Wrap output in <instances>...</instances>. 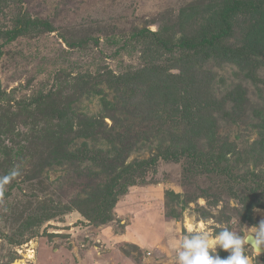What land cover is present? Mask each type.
Here are the masks:
<instances>
[{
	"label": "rangeland",
	"instance_id": "obj_1",
	"mask_svg": "<svg viewBox=\"0 0 264 264\" xmlns=\"http://www.w3.org/2000/svg\"><path fill=\"white\" fill-rule=\"evenodd\" d=\"M224 1L0 0V264H179L264 219L230 193L264 186V2L191 65L176 43Z\"/></svg>",
	"mask_w": 264,
	"mask_h": 264
},
{
	"label": "clouds",
	"instance_id": "obj_2",
	"mask_svg": "<svg viewBox=\"0 0 264 264\" xmlns=\"http://www.w3.org/2000/svg\"><path fill=\"white\" fill-rule=\"evenodd\" d=\"M16 172L0 177V194L4 186L15 176ZM176 259L179 264H253L248 249L260 256L264 254V219L253 227L240 226L238 231L222 228L214 234L199 231L182 239ZM217 248L227 251L229 255L221 258Z\"/></svg>",
	"mask_w": 264,
	"mask_h": 264
},
{
	"label": "trees",
	"instance_id": "obj_3",
	"mask_svg": "<svg viewBox=\"0 0 264 264\" xmlns=\"http://www.w3.org/2000/svg\"><path fill=\"white\" fill-rule=\"evenodd\" d=\"M263 2L264 0H225L222 6L206 12L207 14L205 15L204 23L201 25V31L197 34V36L194 38L181 37L176 39V43L182 44L181 46L188 53L186 56H184L185 61L190 62L191 65L196 60L195 56L199 54H208V51L213 48L211 46L214 40L218 39L220 41L230 35L231 16L229 17V13L226 12L227 9H230V12H242L246 10V8L260 10L262 9L261 6ZM147 34H150L152 37V33L150 32L139 33V35L142 37L146 36ZM206 35H208L209 39H205ZM155 39V42L162 43L158 36ZM226 51L232 50L227 49ZM192 52L193 54H190ZM233 52L234 54H240L243 58L247 56V51L244 49L238 51L235 50ZM214 166L215 165L212 167ZM204 167L206 170L208 169V171L213 172V169L208 168L209 165H204ZM252 178L253 179L246 178L244 180L243 177H240L238 184L242 185L240 187H237L236 184L232 185L230 193L233 198L240 200L241 202L245 203V205L252 202L254 203V206H257L260 205L259 201H263L264 203V186L262 184L263 181L262 183H259L256 178ZM110 191L111 190L107 191V193L109 192L110 194ZM247 209L248 208H245V210ZM250 210L251 209H249V213L246 214L247 218L250 216Z\"/></svg>",
	"mask_w": 264,
	"mask_h": 264
},
{
	"label": "bare ground",
	"instance_id": "obj_4",
	"mask_svg": "<svg viewBox=\"0 0 264 264\" xmlns=\"http://www.w3.org/2000/svg\"><path fill=\"white\" fill-rule=\"evenodd\" d=\"M13 264H23V263H22V262H18V261H17V262H14Z\"/></svg>",
	"mask_w": 264,
	"mask_h": 264
},
{
	"label": "water",
	"instance_id": "obj_5",
	"mask_svg": "<svg viewBox=\"0 0 264 264\" xmlns=\"http://www.w3.org/2000/svg\"><path fill=\"white\" fill-rule=\"evenodd\" d=\"M255 253V252H254ZM256 254V253H255Z\"/></svg>",
	"mask_w": 264,
	"mask_h": 264
}]
</instances>
